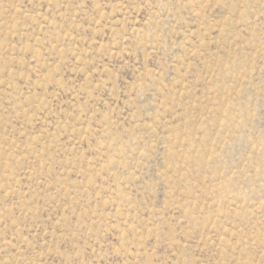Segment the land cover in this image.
Here are the masks:
<instances>
[{
  "label": "rangeland",
  "instance_id": "374dc122",
  "mask_svg": "<svg viewBox=\"0 0 264 264\" xmlns=\"http://www.w3.org/2000/svg\"><path fill=\"white\" fill-rule=\"evenodd\" d=\"M0 264H264V0H0Z\"/></svg>",
  "mask_w": 264,
  "mask_h": 264
}]
</instances>
